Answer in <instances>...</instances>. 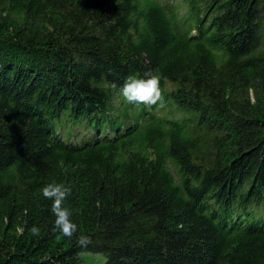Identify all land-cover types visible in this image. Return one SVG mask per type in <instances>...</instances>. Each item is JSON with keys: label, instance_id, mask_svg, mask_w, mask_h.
Here are the masks:
<instances>
[{"label": "trees", "instance_id": "obj_1", "mask_svg": "<svg viewBox=\"0 0 264 264\" xmlns=\"http://www.w3.org/2000/svg\"><path fill=\"white\" fill-rule=\"evenodd\" d=\"M182 5L0 0V264H264V0ZM154 69L166 106L128 104Z\"/></svg>", "mask_w": 264, "mask_h": 264}, {"label": "clouds", "instance_id": "obj_2", "mask_svg": "<svg viewBox=\"0 0 264 264\" xmlns=\"http://www.w3.org/2000/svg\"><path fill=\"white\" fill-rule=\"evenodd\" d=\"M161 79V74L155 69L145 72L143 77L129 75L120 87V95L128 104H144L148 107L158 105L163 108L166 101L160 87ZM112 86L115 87L114 84ZM72 193L73 185L63 181L52 180L41 188L43 198L51 201L50 212L54 217L52 231L59 232L69 240L75 236L77 245L87 248L93 242L92 237L84 233L76 236L79 225L72 220L75 213L67 206ZM28 230L33 236L41 234V229L36 225Z\"/></svg>", "mask_w": 264, "mask_h": 264}, {"label": "rangeland", "instance_id": "obj_3", "mask_svg": "<svg viewBox=\"0 0 264 264\" xmlns=\"http://www.w3.org/2000/svg\"><path fill=\"white\" fill-rule=\"evenodd\" d=\"M160 1H166V0H160ZM172 2L174 3V5H177L178 7H180L179 9L180 13H185V9L182 5V0H172Z\"/></svg>", "mask_w": 264, "mask_h": 264}]
</instances>
